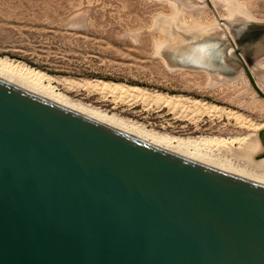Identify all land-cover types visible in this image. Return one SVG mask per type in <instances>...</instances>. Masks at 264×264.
<instances>
[{"label": "water", "instance_id": "95a60500", "mask_svg": "<svg viewBox=\"0 0 264 264\" xmlns=\"http://www.w3.org/2000/svg\"><path fill=\"white\" fill-rule=\"evenodd\" d=\"M0 264H264V184L0 79Z\"/></svg>", "mask_w": 264, "mask_h": 264}, {"label": "rangeland", "instance_id": "374dc122", "mask_svg": "<svg viewBox=\"0 0 264 264\" xmlns=\"http://www.w3.org/2000/svg\"><path fill=\"white\" fill-rule=\"evenodd\" d=\"M260 27L264 0H0V56L45 71L67 100L173 146L180 139L253 134L257 162L264 160L258 158L264 98L225 51L231 40L244 47L240 54L264 91V56L249 61L247 54ZM100 81L176 103L170 108L91 85Z\"/></svg>", "mask_w": 264, "mask_h": 264}, {"label": "bare ground", "instance_id": "6f19581e", "mask_svg": "<svg viewBox=\"0 0 264 264\" xmlns=\"http://www.w3.org/2000/svg\"><path fill=\"white\" fill-rule=\"evenodd\" d=\"M232 42L236 48V43L234 41ZM160 45L161 42L157 44L158 49L160 48ZM257 49H250L248 46L247 54L249 55L251 52L250 56H255ZM10 59L8 57L0 56V79L176 154L206 164L218 170L264 184V160L257 162L251 160L252 155L259 146L258 139L253 134L228 139L217 137H205L196 140L180 139L179 141H176V145L173 146L171 145L173 142L166 137L164 138L153 134L150 135L148 132L139 130L137 127L128 124L126 120L116 118L117 116L103 114L99 111L97 112L91 108L89 109L88 107L67 100L54 90L50 84L51 77L49 78V75L47 76L44 73L45 71L42 72L36 70L27 66V64ZM91 85L106 91H117L125 93L126 95L131 94L133 97L135 96L144 100V102H156L158 104L167 105L170 108L175 106L176 103V100L171 96L162 93L152 94L140 87L124 88L119 84L113 85L104 81L95 82ZM239 121L240 120H238V123Z\"/></svg>", "mask_w": 264, "mask_h": 264}, {"label": "flooded vegetation", "instance_id": "af4514ba", "mask_svg": "<svg viewBox=\"0 0 264 264\" xmlns=\"http://www.w3.org/2000/svg\"><path fill=\"white\" fill-rule=\"evenodd\" d=\"M233 42H232V40H231V42H230V47H226V51H225V56H230V59L233 61V63L234 64H232V62L230 63V62H228V63H230V65L232 66H234L235 67V70L236 69H240V68H243L244 69V66L242 65V63H241V61H242V58H241V56L242 55H240V53H238L237 52V50L239 49L238 48V46L236 47V49L234 50L232 47V44ZM229 45V44H228ZM243 49H244V47H242ZM245 51V50H244ZM250 55H248V57H249ZM243 57V56H242ZM229 59V60H230ZM243 59H244V57H243ZM245 60V59H244ZM255 59H251V60H249V61H254ZM223 61H224V63H226L228 60H225V59H223Z\"/></svg>", "mask_w": 264, "mask_h": 264}]
</instances>
